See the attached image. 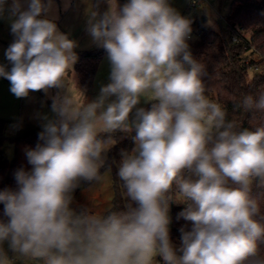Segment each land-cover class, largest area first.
<instances>
[{
	"label": "clouds",
	"instance_id": "clouds-1",
	"mask_svg": "<svg viewBox=\"0 0 264 264\" xmlns=\"http://www.w3.org/2000/svg\"><path fill=\"white\" fill-rule=\"evenodd\" d=\"M99 2L86 31L107 53L108 82L88 102L51 97L53 118L25 150L30 168L15 170V189H0V264H264V214L252 195L264 188V127L235 131L206 97L192 22L170 0ZM5 11L13 39L0 78L10 93L61 89L78 45L58 27L56 0H0ZM245 105L264 109V94ZM117 132H134L117 172L131 203L103 216L77 210L73 193L98 178Z\"/></svg>",
	"mask_w": 264,
	"mask_h": 264
},
{
	"label": "trees",
	"instance_id": "trees-1",
	"mask_svg": "<svg viewBox=\"0 0 264 264\" xmlns=\"http://www.w3.org/2000/svg\"><path fill=\"white\" fill-rule=\"evenodd\" d=\"M226 26L215 29L201 22V35L189 44V51L194 60L203 66L202 81L205 95L220 105L225 112V119L235 125L237 132L245 129L255 131L264 127V109L253 105L247 107L245 100L251 97L258 102L264 94V0H232L227 15ZM196 23V21H195ZM221 23V21H220ZM250 31V35L246 32ZM104 50L78 54L75 72L80 84L87 90L92 82ZM6 121L0 119V189H15L14 172L20 167L30 168L25 150L34 148L40 130L33 131L24 137L14 138L16 152L12 160L4 156L3 144ZM132 134L114 133L111 139L114 144L109 151V158L104 168L113 171L114 196L111 207L104 215L112 211H122L129 201L123 183L117 175L121 159V150L130 152L133 146ZM252 195L261 202V213L264 214V188L253 186ZM2 210V206H0ZM181 206L172 207V238L179 243V227L183 221L175 220ZM162 264V262H161Z\"/></svg>",
	"mask_w": 264,
	"mask_h": 264
},
{
	"label": "rangeland",
	"instance_id": "rangeland-1",
	"mask_svg": "<svg viewBox=\"0 0 264 264\" xmlns=\"http://www.w3.org/2000/svg\"><path fill=\"white\" fill-rule=\"evenodd\" d=\"M73 1L69 0L70 5ZM190 1L170 0L171 5L192 22V33L188 40L189 44L198 39L199 36L195 30L199 28L202 18H205L204 23L206 25L212 26L215 29L226 26L224 17L228 13L232 0H202L196 6L190 5ZM56 2L59 7L58 15L60 19V17L70 10V7L65 11L62 0H56ZM10 3L11 0H9ZM94 7L95 9L103 10L105 5L100 3V6ZM87 12L91 14L89 11ZM83 29L86 30V26ZM81 32L84 31L80 30L79 33ZM246 33L250 35V31ZM9 34L10 17L8 12L5 11L3 15H0V63L4 64H7L4 56L5 50L13 39ZM96 48L99 49L98 47ZM75 65L66 75L61 89L52 90L48 95H45L43 92H35L27 98L18 99L10 93L9 82L6 79L0 78V119L6 121L5 134L7 136L3 144V152L8 160H12L15 156L16 147L14 138L24 137L33 131L41 130V126L45 122L44 117L53 118L54 114L51 112V97L53 95H57L58 93L61 97L76 96L84 100V102H88L98 95L100 86L108 82L109 65L106 52H104L100 59L92 86L89 90L80 84L75 72ZM148 105L149 100L146 97L142 98L141 106L147 107ZM108 158L109 152L107 153V160ZM73 196L74 202L72 207L77 210L83 208L89 213L103 216L111 207L114 196L112 169L104 168V166L101 167L98 178L91 182L81 183L79 188L73 193Z\"/></svg>",
	"mask_w": 264,
	"mask_h": 264
},
{
	"label": "crops",
	"instance_id": "crops-1",
	"mask_svg": "<svg viewBox=\"0 0 264 264\" xmlns=\"http://www.w3.org/2000/svg\"><path fill=\"white\" fill-rule=\"evenodd\" d=\"M94 6H100L98 0H74L70 5V10L56 21L60 30L77 42V55L82 52L97 50L96 46L91 43L87 31L83 29L85 26L87 28V21L90 17L87 11L91 13L95 9ZM80 30L84 32L79 33ZM9 35L11 36V34ZM15 264H40V262L32 259L18 258L15 260Z\"/></svg>",
	"mask_w": 264,
	"mask_h": 264
},
{
	"label": "built area",
	"instance_id": "built-area-1",
	"mask_svg": "<svg viewBox=\"0 0 264 264\" xmlns=\"http://www.w3.org/2000/svg\"><path fill=\"white\" fill-rule=\"evenodd\" d=\"M200 2H202V0H191V1H190V5L196 6V5H199ZM195 32L198 34V36L201 35V29H200V28H197V29L195 30ZM208 99H209V98H208ZM209 100H211V99H209Z\"/></svg>",
	"mask_w": 264,
	"mask_h": 264
},
{
	"label": "water",
	"instance_id": "water-1",
	"mask_svg": "<svg viewBox=\"0 0 264 264\" xmlns=\"http://www.w3.org/2000/svg\"><path fill=\"white\" fill-rule=\"evenodd\" d=\"M201 21L204 22L205 21V18H202Z\"/></svg>",
	"mask_w": 264,
	"mask_h": 264
}]
</instances>
